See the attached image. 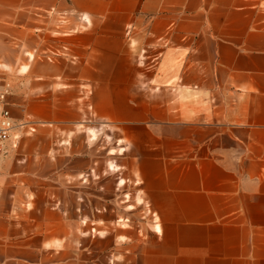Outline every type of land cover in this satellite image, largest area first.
I'll list each match as a JSON object with an SVG mask.
<instances>
[{"label": "crops", "instance_id": "0c3cea01", "mask_svg": "<svg viewBox=\"0 0 264 264\" xmlns=\"http://www.w3.org/2000/svg\"><path fill=\"white\" fill-rule=\"evenodd\" d=\"M0 77V264H264V0H0Z\"/></svg>", "mask_w": 264, "mask_h": 264}, {"label": "built area", "instance_id": "2783aa9c", "mask_svg": "<svg viewBox=\"0 0 264 264\" xmlns=\"http://www.w3.org/2000/svg\"><path fill=\"white\" fill-rule=\"evenodd\" d=\"M7 94L8 83L0 78V158L4 154V144L8 140L13 128V122L7 107Z\"/></svg>", "mask_w": 264, "mask_h": 264}, {"label": "rangeland", "instance_id": "374dc122", "mask_svg": "<svg viewBox=\"0 0 264 264\" xmlns=\"http://www.w3.org/2000/svg\"><path fill=\"white\" fill-rule=\"evenodd\" d=\"M0 78H2V77H0ZM2 79H3V78H2ZM3 80H4V79H3ZM5 81H6V80H5ZM7 83H8V82H7ZM8 88H9V85H8ZM8 91H9V90H8ZM131 187H132L131 184H126V191H125V192L127 193V192H128L127 189H129V188H131ZM126 199H128V198H126ZM126 205H127V203H126ZM140 216H141V217H140V218H141V221H145V218H144L145 215H144V214H141ZM125 218H127V215H126ZM146 218H148V217L146 216ZM125 220H127V219H125ZM128 220H129V221L132 220L131 215L128 217Z\"/></svg>", "mask_w": 264, "mask_h": 264}]
</instances>
